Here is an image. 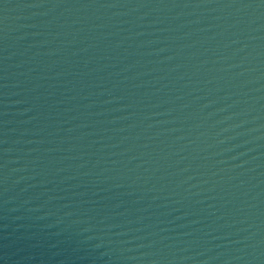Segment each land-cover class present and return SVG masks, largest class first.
Returning <instances> with one entry per match:
<instances>
[{
  "label": "water",
  "instance_id": "water-1",
  "mask_svg": "<svg viewBox=\"0 0 264 264\" xmlns=\"http://www.w3.org/2000/svg\"><path fill=\"white\" fill-rule=\"evenodd\" d=\"M0 264H264V0H0Z\"/></svg>",
  "mask_w": 264,
  "mask_h": 264
}]
</instances>
